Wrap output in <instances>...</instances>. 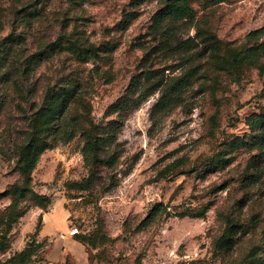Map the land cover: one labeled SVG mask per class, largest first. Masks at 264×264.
Masks as SVG:
<instances>
[{"label":"rangeland","instance_id":"obj_1","mask_svg":"<svg viewBox=\"0 0 264 264\" xmlns=\"http://www.w3.org/2000/svg\"><path fill=\"white\" fill-rule=\"evenodd\" d=\"M167 1L0 0V264H264V0Z\"/></svg>","mask_w":264,"mask_h":264},{"label":"trees","instance_id":"obj_2","mask_svg":"<svg viewBox=\"0 0 264 264\" xmlns=\"http://www.w3.org/2000/svg\"><path fill=\"white\" fill-rule=\"evenodd\" d=\"M192 15L193 11L188 3V0H168L166 5L159 12L158 19L162 20L167 17H172L175 20H182L190 19ZM53 101V98L49 99L34 114V119L32 120L33 123L31 124V132L24 146V152H33V154L31 155V158L33 159L24 163L23 169L25 170V172H29L33 168L35 157L39 154L38 152L40 151L38 149V145L42 146L43 148H47L51 144L53 140L52 125L56 121L57 117H59L58 115L63 112V104L65 101H67V98L63 96L58 105H51ZM54 111L57 112V114L54 115ZM69 137H71V135ZM88 145L89 144H86L84 147V151L86 152L89 151L87 148ZM187 213H189V215H194L197 212L189 211ZM78 237V235L74 236V238ZM75 241L77 242L78 240L75 239ZM28 253L29 249H25L23 252L16 254L14 259L19 257V263L23 264L29 258Z\"/></svg>","mask_w":264,"mask_h":264},{"label":"crops","instance_id":"obj_3","mask_svg":"<svg viewBox=\"0 0 264 264\" xmlns=\"http://www.w3.org/2000/svg\"><path fill=\"white\" fill-rule=\"evenodd\" d=\"M53 229L52 227L49 229L51 230ZM54 246H56V248H61V247H64L65 249H67L71 255H74L75 258L79 259L80 261L81 260V257H79V252H81V248L79 246L78 243H76L73 239V237H70V236H64L62 237L61 239L59 240H55L54 241Z\"/></svg>","mask_w":264,"mask_h":264},{"label":"built area","instance_id":"obj_4","mask_svg":"<svg viewBox=\"0 0 264 264\" xmlns=\"http://www.w3.org/2000/svg\"><path fill=\"white\" fill-rule=\"evenodd\" d=\"M77 235H79V231L76 227H73L68 231V236H70V237H74Z\"/></svg>","mask_w":264,"mask_h":264}]
</instances>
